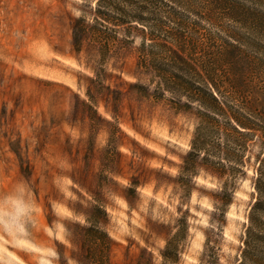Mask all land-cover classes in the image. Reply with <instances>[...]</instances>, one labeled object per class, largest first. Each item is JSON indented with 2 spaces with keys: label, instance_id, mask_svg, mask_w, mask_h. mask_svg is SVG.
<instances>
[{
  "label": "rangeland",
  "instance_id": "374dc122",
  "mask_svg": "<svg viewBox=\"0 0 264 264\" xmlns=\"http://www.w3.org/2000/svg\"><path fill=\"white\" fill-rule=\"evenodd\" d=\"M93 6L0 0V264H206V240L235 264L252 172L224 217L216 180L177 179L193 120L132 88L133 50L75 52L72 20Z\"/></svg>",
  "mask_w": 264,
  "mask_h": 264
},
{
  "label": "trees",
  "instance_id": "16d2710c",
  "mask_svg": "<svg viewBox=\"0 0 264 264\" xmlns=\"http://www.w3.org/2000/svg\"><path fill=\"white\" fill-rule=\"evenodd\" d=\"M89 8L71 23L75 52L93 46L105 61L133 50L132 88L193 120L177 179L190 191L200 174L216 180L211 198L224 217L252 172L235 264H264V0H94ZM204 249L201 263L216 264L210 241Z\"/></svg>",
  "mask_w": 264,
  "mask_h": 264
},
{
  "label": "clouds",
  "instance_id": "9594fccd",
  "mask_svg": "<svg viewBox=\"0 0 264 264\" xmlns=\"http://www.w3.org/2000/svg\"><path fill=\"white\" fill-rule=\"evenodd\" d=\"M27 211H28L27 206L24 205L23 202H17V205L13 208V213L18 218L26 215Z\"/></svg>",
  "mask_w": 264,
  "mask_h": 264
}]
</instances>
